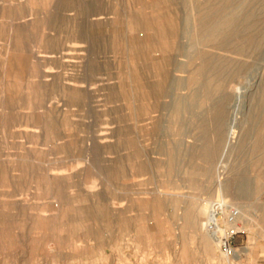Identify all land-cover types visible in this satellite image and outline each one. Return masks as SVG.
Masks as SVG:
<instances>
[{"label": "rangeland", "instance_id": "obj_1", "mask_svg": "<svg viewBox=\"0 0 264 264\" xmlns=\"http://www.w3.org/2000/svg\"><path fill=\"white\" fill-rule=\"evenodd\" d=\"M0 264H264V0H0Z\"/></svg>", "mask_w": 264, "mask_h": 264}, {"label": "built area", "instance_id": "obj_2", "mask_svg": "<svg viewBox=\"0 0 264 264\" xmlns=\"http://www.w3.org/2000/svg\"><path fill=\"white\" fill-rule=\"evenodd\" d=\"M239 216V208L233 205H228L227 202L217 201L214 202L209 210L206 227L207 229L214 233L228 234L227 241L221 242L222 248L224 250H229L231 248L229 237L235 233L234 222ZM222 219L225 220V227L222 226Z\"/></svg>", "mask_w": 264, "mask_h": 264}, {"label": "bare ground", "instance_id": "obj_3", "mask_svg": "<svg viewBox=\"0 0 264 264\" xmlns=\"http://www.w3.org/2000/svg\"><path fill=\"white\" fill-rule=\"evenodd\" d=\"M227 236L228 234H222V233H217L214 234L213 237L218 240V242H226L227 241Z\"/></svg>", "mask_w": 264, "mask_h": 264}]
</instances>
